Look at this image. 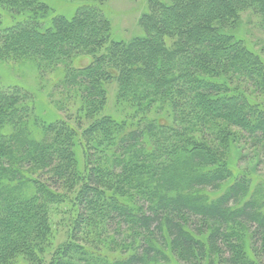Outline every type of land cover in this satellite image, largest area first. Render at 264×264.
I'll list each match as a JSON object with an SVG mask.
<instances>
[{
    "label": "trees",
    "instance_id": "1",
    "mask_svg": "<svg viewBox=\"0 0 264 264\" xmlns=\"http://www.w3.org/2000/svg\"><path fill=\"white\" fill-rule=\"evenodd\" d=\"M145 1L115 40L107 0H0V62L78 101L73 123L0 84V264L262 263L264 182L233 159H264V56L235 34L264 0Z\"/></svg>",
    "mask_w": 264,
    "mask_h": 264
},
{
    "label": "rangeland",
    "instance_id": "2",
    "mask_svg": "<svg viewBox=\"0 0 264 264\" xmlns=\"http://www.w3.org/2000/svg\"><path fill=\"white\" fill-rule=\"evenodd\" d=\"M145 0H107L108 17L113 28V38L115 40H131L144 35L139 20L146 13ZM235 34L243 38L246 44L254 51L264 56V29L259 25L258 17L251 11L242 13L240 25L236 28ZM83 59V58H82ZM83 60L77 59L73 66L79 68ZM34 63H3L0 62V84L3 86L19 85L29 91L31 96L37 101L38 110L45 114H56L66 120L72 118L73 123L77 119L73 116L77 109V102L74 99H67L64 92L58 85V72H44ZM60 73V71H59ZM238 84V83H237ZM245 92L250 96L251 90ZM116 86H108V103L109 112L116 111ZM252 100L264 105V98L261 95L251 94ZM40 105V107H39ZM117 114V113H114ZM247 148H245L244 146ZM242 143L234 154V166L241 171H247L256 182H264V159ZM233 158V157H232ZM236 164V165H235ZM66 210L62 207L57 208L52 214L51 221L54 227L61 224L66 218ZM61 230V228L59 229ZM60 232V231H59ZM65 234H60L62 240ZM66 238H64V241ZM247 249L246 247H244ZM253 254V253H252ZM254 259V257H252ZM199 258L196 264H224L219 260ZM175 260V262H174ZM258 260V259H257ZM264 264V259L261 258ZM175 264H193L178 259H173ZM213 262V263H211Z\"/></svg>",
    "mask_w": 264,
    "mask_h": 264
}]
</instances>
